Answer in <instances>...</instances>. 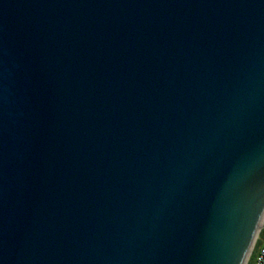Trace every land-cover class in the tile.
<instances>
[{"label": "water", "instance_id": "1", "mask_svg": "<svg viewBox=\"0 0 264 264\" xmlns=\"http://www.w3.org/2000/svg\"><path fill=\"white\" fill-rule=\"evenodd\" d=\"M263 220L264 0H0V264H247Z\"/></svg>", "mask_w": 264, "mask_h": 264}, {"label": "built area", "instance_id": "2", "mask_svg": "<svg viewBox=\"0 0 264 264\" xmlns=\"http://www.w3.org/2000/svg\"><path fill=\"white\" fill-rule=\"evenodd\" d=\"M263 227H264V222H263V224H262V227H261V229H260V233H259L258 237L260 236ZM257 241H258V238H257V240H256V244H257ZM256 244H255V245H256ZM255 245H254V248L252 249V252H251V254H250V256H249V259H248V262H247L248 264H249L250 259H251V257H252V256H251L252 253L255 252V251H254V250H255ZM254 264H264V241H263V243L261 244V246H260V248H259V250H258V252H257V254H256V256H255Z\"/></svg>", "mask_w": 264, "mask_h": 264}, {"label": "crops", "instance_id": "3", "mask_svg": "<svg viewBox=\"0 0 264 264\" xmlns=\"http://www.w3.org/2000/svg\"><path fill=\"white\" fill-rule=\"evenodd\" d=\"M263 240H264V235H263V232H261V234H260V236H259V240L257 241L258 242V244H257V246H255V254L258 252V250H259V248H260V246H261V244H262V242H263ZM254 260L252 259L250 262H249V264L251 263V262H253ZM253 264H254V262H253Z\"/></svg>", "mask_w": 264, "mask_h": 264}, {"label": "rangeland", "instance_id": "4", "mask_svg": "<svg viewBox=\"0 0 264 264\" xmlns=\"http://www.w3.org/2000/svg\"><path fill=\"white\" fill-rule=\"evenodd\" d=\"M262 227V226H261ZM260 227V229H261ZM262 232H263V235H264V227L262 228ZM258 240H259V237H258ZM264 241V240H263ZM263 243V242H262ZM256 246V245H255ZM251 254V253H250ZM257 254V253H256ZM256 254L253 252L251 256H253V260L255 259V256ZM254 262V261H253ZM253 262H251L250 264H253ZM248 264V263H247Z\"/></svg>", "mask_w": 264, "mask_h": 264}, {"label": "bare ground", "instance_id": "5", "mask_svg": "<svg viewBox=\"0 0 264 264\" xmlns=\"http://www.w3.org/2000/svg\"><path fill=\"white\" fill-rule=\"evenodd\" d=\"M263 222H264V220H263ZM263 222H262V224H263ZM262 226V225H261ZM260 231V230H259ZM259 233V232H258ZM258 236V235H257ZM256 239H257V237H256ZM255 243V242H254ZM254 246V245H253Z\"/></svg>", "mask_w": 264, "mask_h": 264}, {"label": "trees", "instance_id": "6", "mask_svg": "<svg viewBox=\"0 0 264 264\" xmlns=\"http://www.w3.org/2000/svg\"><path fill=\"white\" fill-rule=\"evenodd\" d=\"M257 244H258V242H257ZM257 244H256V246H257ZM253 259V256L251 257V259H250V261Z\"/></svg>", "mask_w": 264, "mask_h": 264}]
</instances>
